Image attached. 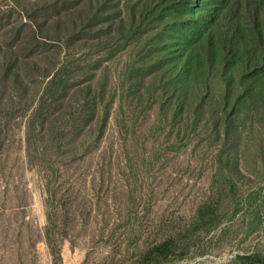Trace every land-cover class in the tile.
Instances as JSON below:
<instances>
[{
	"label": "rangeland",
	"instance_id": "1",
	"mask_svg": "<svg viewBox=\"0 0 264 264\" xmlns=\"http://www.w3.org/2000/svg\"><path fill=\"white\" fill-rule=\"evenodd\" d=\"M86 1L0 0V45L17 57L0 67V264H264L239 258L264 254V130L246 121L224 137L211 117L183 127L121 102L134 53L84 49L61 28ZM137 1L96 2L114 19V3ZM32 61L73 72L34 116L43 80ZM9 66L32 78L14 83ZM90 78L105 98L96 91L75 113L74 89Z\"/></svg>",
	"mask_w": 264,
	"mask_h": 264
},
{
	"label": "trees",
	"instance_id": "2",
	"mask_svg": "<svg viewBox=\"0 0 264 264\" xmlns=\"http://www.w3.org/2000/svg\"><path fill=\"white\" fill-rule=\"evenodd\" d=\"M96 1L87 0L83 11L65 16L61 28L79 32L84 49L108 53L119 43L120 53H134V64L119 76L121 102L146 104L160 119L177 118V126H188L190 120L197 125L211 117L224 137L246 126V121L247 131L264 130V0H138L121 5L124 10H117L116 2L111 8L119 15L114 19ZM29 19L37 28L36 18ZM40 39L68 49L65 36ZM61 56L66 59V53ZM7 59L17 57L0 45V67ZM97 62L91 72L100 68ZM32 64L29 69L43 80L30 111L34 116L50 108V98H57L59 89L67 90L73 72L64 62L42 65V71ZM7 72L14 83L32 78L26 71L20 77L11 73L10 66ZM92 78L74 89L80 98L72 103L75 113L84 111L83 103L94 100L96 91L105 98L103 86ZM96 103L90 107L95 109ZM239 258L257 262L264 254Z\"/></svg>",
	"mask_w": 264,
	"mask_h": 264
}]
</instances>
